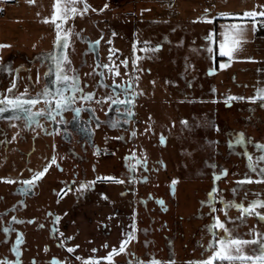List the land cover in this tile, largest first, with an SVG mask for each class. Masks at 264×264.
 Listing matches in <instances>:
<instances>
[{"label": "rangeland", "instance_id": "1", "mask_svg": "<svg viewBox=\"0 0 264 264\" xmlns=\"http://www.w3.org/2000/svg\"><path fill=\"white\" fill-rule=\"evenodd\" d=\"M14 1L0 0V101L38 115L0 113V264H80L53 229L62 244L67 226L78 236L87 202L133 217L114 264H196L221 237L264 240V220L235 207L264 200V100L248 99L264 89V48L228 56L214 40L216 11L259 12L264 0H110L100 13L77 0L63 5L77 8L63 22L51 18L55 0ZM57 24L67 47L56 42ZM56 59L67 81L57 82ZM73 77L82 91L53 120L46 113L55 100L43 92L67 86L69 95ZM239 133L244 141L235 143ZM217 217L228 233L210 229ZM241 250L254 255L258 245Z\"/></svg>", "mask_w": 264, "mask_h": 264}, {"label": "snow or ice", "instance_id": "2", "mask_svg": "<svg viewBox=\"0 0 264 264\" xmlns=\"http://www.w3.org/2000/svg\"><path fill=\"white\" fill-rule=\"evenodd\" d=\"M29 3H32L33 0H28ZM77 0H55V4H54V8H55V11L53 12L52 14V20L55 21L57 19H59L61 22L63 21H66L68 19V17L70 15H73L77 12V8L76 7H67V6H63L67 3H76ZM90 7V5H88L86 2L84 3V8H83V11H86L88 8ZM104 7H108L107 4H105ZM207 11V10H205ZM218 15L220 16H229V15H233L232 13H227V12H223V13H218ZM243 16L245 17H257V16H260V17H264V10L262 11H255V10H252V11H245L243 13ZM256 21L253 20V24H255ZM57 27V36H56V42L58 44H63L64 47H67V34H65V37L62 38L61 35H60V25L57 24L56 25ZM234 27V35H238L239 33L243 32L244 29L243 28H240V27H237V26H233ZM211 37H206V39H210ZM98 43V42H97ZM5 45H0V47H4ZM221 54L222 55H228V56H231L232 55V48L229 47V48H225L224 44L221 43ZM209 51L211 52L212 49L209 48ZM123 63H127L126 61H124ZM133 63L135 64V61H133ZM225 66V65H222V67ZM104 67H108L107 65H105ZM210 71H212L210 69ZM119 73L117 72V75ZM56 79H57V82H59L60 80H64V81H67L69 79V77H67L66 75L63 74V70H62V66H61V61L59 59H56ZM73 80V84L71 85V91H70V94L69 95H65V92H68L69 89L67 86H65L64 88V91H61L60 88L58 87L56 90H55V93L53 94L52 91H50L49 89H45V91L43 92V96L44 98L47 100L49 97H52V99L55 100V106L53 107L52 106V101L51 100H48V106H49V111L46 113V115H48L50 118H52L53 120L55 119V115L54 114H59L61 113L64 109L70 107V105L72 103H74L76 97H75V93L77 91H82L81 89H79V85H78V78L77 77H73L72 78ZM133 97L135 96V93L132 94ZM92 96L91 93H88L87 95H82V99H90ZM262 99L264 100V89H258L257 90V95L256 96H253V97H249L248 99L250 100H256V99ZM231 99H244L243 97H229V100ZM28 104H35L36 103V100H31V101H28L27 102ZM13 108V109H23L25 112H27L28 114V117L30 119H35L36 116L38 115V113H33L31 111H29L27 108H24V106L16 99H10L8 97H5L3 101H0V113H3L6 111L7 108ZM80 108H74L73 111L76 112V113H79L80 112ZM163 136H161V141L163 142ZM244 141V135L243 133H239L237 134V138L236 140L234 141L235 143H242ZM232 143V142H230ZM258 148H260L261 150H264V145H257ZM246 155H248L247 153H245ZM248 158H249V167L250 168H253L252 166V163H251V156L248 155ZM258 160L260 161H264V155H261L257 158ZM53 162H55L53 160ZM47 167H45L42 171H38L36 172L31 180H26V181H23V191L27 192L31 189V186L32 184L38 180L40 177H43L44 174L47 172ZM253 171H255V169L253 168ZM222 174H225V173H222ZM260 176L261 177H264V168H261L260 169ZM216 179H218L219 177H214ZM0 179H3V178H0ZM9 183H13L15 181L9 179L8 180ZM176 181L174 180L172 182L173 186L175 185ZM86 185L84 183H81L80 184V188H84ZM173 191H174V187H173ZM216 191L215 188H213V191L210 192L208 195L209 197H212L213 196V193ZM159 203L161 205H163V201H159ZM209 203H211V200H209ZM257 206H260L262 208H264V200H253L251 203H249V205L247 207H244L243 205H235V207L237 208H241L243 213H247L249 215H252L253 212H255V215L260 219V220H264V213H261L259 211H255V209L257 208ZM227 207V205H226ZM215 210V209H213ZM13 219H15V217H13ZM57 219H59L57 217ZM220 228V229H223L225 233H228V229L225 228V225L220 222L219 218L217 217L216 218V222L213 226H210V229L211 228ZM5 232L9 231V229L5 228L4 229ZM259 235V234H258ZM128 237L129 239L132 238V234L129 233L128 234ZM19 237H17V240L19 241ZM67 239H71V237H68ZM249 243H254L256 245H258V251L256 254L254 255H246V254H243L242 253V246L243 245H246V244H249ZM219 244V247L213 251L212 255L209 256L206 260H202V261H199V262H196V264H213V261L214 260H219L221 262L223 261H228V262H233V261H236V260H239L240 261V264H248V262L250 261L251 264H264V240H261V239H254V240H251V241H248V240H242V239H239V238H232L230 235L227 236V237H221L220 241L218 242ZM209 247L210 248H213L214 247V244L213 242H210L209 243ZM235 247V251H236V255H232L230 254L232 248ZM125 250V242H122L121 243V247L119 249L120 252H123ZM69 252H72L73 249L72 248H69L68 249ZM93 251H95V249H93ZM116 249L113 248L112 252H110L108 254V256L105 258L107 259L108 261H112V256L113 254L116 253ZM77 259H80L79 257H77ZM52 264H61V262L59 260H57L56 258H53V261H52ZM89 264H96L95 261L92 260V258H89ZM142 264V262H141ZM149 264H160L159 261L153 259L149 262Z\"/></svg>", "mask_w": 264, "mask_h": 264}, {"label": "crops", "instance_id": "3", "mask_svg": "<svg viewBox=\"0 0 264 264\" xmlns=\"http://www.w3.org/2000/svg\"><path fill=\"white\" fill-rule=\"evenodd\" d=\"M109 1L110 0H79L83 8L85 2L90 5L86 11L95 13L104 11V6L108 4ZM14 2H18V0ZM245 11H252V9L243 7L234 10L230 8L219 10L214 13V40L216 50L221 49V43L224 44L226 49L231 47L234 51L238 48L244 51H252L254 49L262 50L264 48V17H245L243 16ZM223 12L232 13L233 15H218V13ZM253 20L256 21L255 24H253ZM233 26L243 28L244 31L238 35H234ZM238 45L240 47H238ZM223 58L226 60L228 57L224 56ZM81 214L83 215L81 220H84L85 224L82 230L79 231L76 239L81 254L84 256H94L96 254V257L100 258L108 256L113 248L117 250L116 253L120 252L121 243L126 242L128 238L127 232L130 230V219L128 217L126 218L118 215L113 220V223H111L112 225H110V228L107 227L104 229L101 227V224L105 221V217L100 216L103 214V210L99 205H84L82 206ZM122 218L125 219L123 220ZM62 225L64 226L65 222H62ZM113 225L116 226V232L111 230ZM73 227L75 229V226ZM69 229L70 227L68 226V231L71 233L73 230ZM92 230H95L100 236L96 235V237H93ZM93 249H95V251H93ZM99 254H101L100 257L98 256Z\"/></svg>", "mask_w": 264, "mask_h": 264}, {"label": "flooded vegetation", "instance_id": "4", "mask_svg": "<svg viewBox=\"0 0 264 264\" xmlns=\"http://www.w3.org/2000/svg\"><path fill=\"white\" fill-rule=\"evenodd\" d=\"M100 180L98 179V181H100ZM89 204H94V202H87V204H85V205H89ZM99 206L101 207V205H99ZM102 210H103V214L100 215V216H104L105 217V221H103V224H101V227L104 228V229L107 228V227L110 228V225L108 224V222L110 223V220H111V223H112L113 220L115 219V217L119 215L118 209L112 207L110 209H106V210L102 209ZM128 218L130 219L129 220L130 230L127 232L129 234V233H131L132 230H134V229L131 228V226L134 225V220H133V217H130L129 215H128ZM53 232L55 233L57 242L62 246V248L65 251V255L70 260L76 261L77 263H80V264H89V258H92V260L95 261L96 264H106L108 262V260L105 259L107 256L106 257H100V258H98V257H96V254L94 256H92V255H90V256H87V255L84 256L83 254H81L79 252V245L76 242V239H77L78 236H76L77 233L74 232V230L71 233L70 232H67V236H64V241L65 240L66 241L63 244L60 241L63 237H61L59 235L57 236V230H54L53 229ZM68 237H71V239H67ZM59 238H60V240H59ZM128 240H129V237H128ZM69 248H72L73 251L72 252H69L68 251ZM118 254H119V252H117L113 256H118ZM77 257H79L80 259H77ZM53 258L54 257H52L50 259V262L48 261V264H52ZM111 262H112V264H114L113 261H111Z\"/></svg>", "mask_w": 264, "mask_h": 264}]
</instances>
